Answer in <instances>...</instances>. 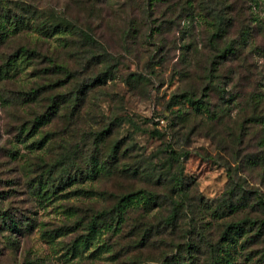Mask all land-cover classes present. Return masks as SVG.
Segmentation results:
<instances>
[{"label":"rangeland","instance_id":"rangeland-1","mask_svg":"<svg viewBox=\"0 0 264 264\" xmlns=\"http://www.w3.org/2000/svg\"><path fill=\"white\" fill-rule=\"evenodd\" d=\"M24 1L71 19L80 14L77 22L85 30L87 21L93 22L72 0ZM154 1L150 18L143 20V0H115L116 25H91L98 34L93 47L34 33L0 47V55L26 47L42 56L31 63L18 60L14 79L0 80V209L15 221L30 218L33 226L13 253L5 243L9 233L0 231V264H158L177 254L192 232L213 244L227 223L258 217L255 204L264 201V133L244 120L257 105L247 96L261 101L257 112L264 110V0H194L189 17L185 0ZM104 73L106 81L93 82ZM30 88L41 90L39 102L22 106L19 93ZM56 94L66 104L47 127L20 142L21 129L43 113L45 98ZM43 134L49 139L45 150L24 147ZM117 142L114 165L108 156ZM64 153L69 186L37 201L20 157L36 162L34 157L43 156L53 164ZM98 163L105 164L104 172H98ZM49 168L55 180L60 169L43 166ZM138 191L149 192L156 203L135 197L125 207L121 229L101 231L70 251L87 233L81 229L91 216ZM242 193L249 204L242 215L213 214ZM180 200V219L168 227L164 220ZM262 246H250L239 264H258L255 252ZM198 260L203 264L205 258Z\"/></svg>","mask_w":264,"mask_h":264},{"label":"trees","instance_id":"trees-1","mask_svg":"<svg viewBox=\"0 0 264 264\" xmlns=\"http://www.w3.org/2000/svg\"><path fill=\"white\" fill-rule=\"evenodd\" d=\"M72 1L73 2L70 1V4H73V7L83 9L89 14L87 17L93 21H87L89 25L84 26L87 27L86 30L81 28L80 24L77 22V19L80 18V14L76 18L71 19L65 14L62 15L61 13L60 15L51 9H43L34 3H29L24 0L15 1L14 3L11 2V0H0V47L4 46L12 39L18 38L27 33H34L43 39H56L65 43L71 42L72 40H78L81 44H88L87 46L93 47L96 44L95 38L98 34L91 25L96 22L108 25L111 24L112 26L116 25L114 10L116 5L115 0ZM198 1L199 0H196V2ZM153 2L155 1L143 0L142 6L139 9V13L141 14L143 20H148L150 18ZM194 2V0H185L183 3V7L186 8L187 11V17L190 16L189 11H191ZM68 8H70L69 5L66 9ZM124 23L126 24V21ZM129 23L133 25L135 21L132 20ZM221 25L222 24H218V26ZM219 30L220 29L217 31ZM220 32H222V30H220ZM121 33L122 36L125 37L127 35L126 28ZM244 43H246V41H244ZM226 51L227 50L222 53V58L225 57ZM41 57L42 56L37 51L26 47H18L12 55L1 53L0 80L14 79L19 71L18 64L21 63L18 62V60H25L26 62L31 63ZM213 63V61L209 62L208 65L211 72L214 71L212 70ZM62 68L63 67H57L56 69L61 72ZM45 71L46 70L40 72L41 77L42 75H46L47 72ZM107 79L108 74L104 73L93 82H98L99 80L104 82ZM40 91L41 90L37 88H30L26 92L21 91L19 93V103L22 106H29V104H34L36 102L38 103L39 97L42 94ZM258 96L261 97L260 94ZM45 100L48 103L45 106L43 113L35 115L32 122H30L26 128L21 129L19 134H24L25 138H22L20 142L26 143L28 141L26 139L32 136V133H36L40 127H47L61 107L66 104V100L62 98V94L48 96ZM245 100L251 105L253 101H256L257 105H252L254 111L252 112L251 117L245 119L244 121H249L252 124L258 125L260 127V132L264 133V110L257 112L261 101L257 100L254 94L247 96ZM76 101L77 98L75 99V104ZM48 143L49 139L47 134H43L39 139L33 140L29 145L27 144L24 147L31 151H39L45 150ZM119 143L120 142H117L112 146L111 154L108 156V162L113 164V160L114 165L118 162L117 150L119 148ZM262 143L264 145V136L262 137ZM34 159L36 162H32L31 156L23 155L20 157V161L22 162L24 169H26L28 185L31 183V195L32 197L37 198V201L43 202L47 199L46 197L49 198L52 195H57L69 186L68 183H70V174L67 169L69 164L66 163L67 155L65 153L60 154L53 164L48 163L43 156H36ZM90 163L91 166H95L93 165V161ZM33 166H37V171L34 172L32 169ZM43 166H51L52 168L53 166H58L60 170H58V172L55 171V180H51V169H43ZM96 166H98L99 173H101V171H105L103 167L105 164L98 163ZM76 173L81 174L80 171H77ZM76 175L78 174H75V176ZM158 177L156 179H158ZM55 181L56 184H54ZM174 185H176L175 188L177 189V186H180V182L177 183V181H175ZM176 191L180 197L182 195V193H180L181 190L177 189ZM244 195L245 193H242L241 198H238V200L234 203L231 202L227 206L223 205L215 209L213 214L217 215V213H219L218 215L220 216L218 219H221L224 215L233 216L239 212L242 215V213H244L249 207V204L247 203L248 200H243L242 198ZM137 196L145 198L152 204L156 203L152 194L145 191H138L136 193H129L122 196L113 208L103 209L101 212L91 216V219L81 229L87 233L83 236H78L74 240L72 243L73 248H71L70 251L77 252L81 245H86L90 236H94L101 231L105 230L107 232H115L117 229H121L120 226L126 221L127 211L129 210L125 207ZM181 200L180 202H174L172 204L171 211L164 220L165 225L168 227L176 226L180 219ZM255 207L258 213V217L255 218V220L245 216L239 220L227 223L225 228L219 234L217 241L213 244L209 243L201 232H192L188 241L182 246V249H180L177 254H173L172 256L165 255L163 259L158 262V264H198V259L202 256L205 258L203 264H239V259L246 256L247 249L252 245L258 244L263 245L261 248L263 250L261 252H255V256L258 255L259 257L256 262L258 264H264V201H257ZM225 209H227L226 212ZM78 223L79 222H74V226L76 227ZM32 227V221L30 218L15 221L8 212L0 209V231L3 233H9V235L6 236L5 243L9 246L10 252L13 253L17 250V244L19 243L18 239L23 238L25 234H28ZM73 229L74 228L71 227V231H73ZM67 233L68 232H65V234ZM65 234L62 233L60 235L64 236ZM249 257H254V255L251 256L249 254Z\"/></svg>","mask_w":264,"mask_h":264}]
</instances>
